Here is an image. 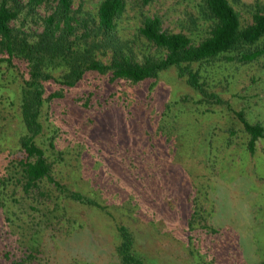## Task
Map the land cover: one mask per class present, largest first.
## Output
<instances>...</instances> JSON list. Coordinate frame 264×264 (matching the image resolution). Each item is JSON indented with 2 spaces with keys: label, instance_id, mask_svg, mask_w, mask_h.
<instances>
[{
  "label": "rangeland",
  "instance_id": "1",
  "mask_svg": "<svg viewBox=\"0 0 264 264\" xmlns=\"http://www.w3.org/2000/svg\"><path fill=\"white\" fill-rule=\"evenodd\" d=\"M97 1L75 0L82 16L92 14ZM229 2L245 23L264 0ZM153 13L163 28L192 41L207 34L209 19L199 0L143 6L127 0L116 42L136 59L161 54L137 32L143 16ZM109 47L97 52L106 58ZM192 66L218 102L204 100L169 66L114 90L111 98L119 104L104 106L111 89L95 74L64 89L62 99L42 104L34 141L51 162L50 176L100 206L70 200L44 180L47 193L34 197L35 210L17 208L13 224L9 213L2 215L0 244L8 257H22L34 236L35 264H127L115 249L122 224L132 238L130 252L143 264H264V137L249 151L248 133L235 113L264 127V53L248 62L217 58ZM20 83L17 71L0 66L4 137L17 134ZM45 86L59 89L53 81ZM5 162L0 155L8 177L11 165Z\"/></svg>",
  "mask_w": 264,
  "mask_h": 264
},
{
  "label": "trees",
  "instance_id": "2",
  "mask_svg": "<svg viewBox=\"0 0 264 264\" xmlns=\"http://www.w3.org/2000/svg\"><path fill=\"white\" fill-rule=\"evenodd\" d=\"M137 1L143 6L153 0ZM199 1L203 14L209 19L207 34L192 41L182 31L163 28L159 14L144 15L137 32L161 54L136 59L116 42L117 18L123 13L127 0H98L94 12L87 16L80 14V5L75 0H0V66L17 71L21 79L18 112L14 114L18 121L17 134L0 135V155L6 161L3 166H7V162L11 165L8 177L0 168V229L5 231L4 213H9L7 222L13 224L17 208L25 209L26 214L29 208L36 209L31 203L38 194L45 197L44 180L54 184L70 200L100 206L83 192L60 184L50 176L51 162L34 141L41 130L39 114L45 101L62 99L64 89L95 74L102 87L111 89L103 100L104 106L119 104L111 98L114 90L121 89L125 83L153 78L159 71L174 66L176 75L197 88L204 100L218 102L220 98L214 92L204 91L198 81V67H193L192 63L202 64L217 58L248 62L264 53V2L255 4L248 20L242 23L239 11L229 0ZM26 22L34 28L25 26ZM106 46L110 49L103 58L97 50H104ZM51 81L58 83L59 89L45 86ZM235 113L248 133L246 146L251 151L254 141L264 137V127L258 122H248L241 111ZM3 118L6 119L3 125L8 127L10 116L5 114ZM6 138L8 143L4 146ZM17 192L20 197H13ZM117 227L120 241L115 249L121 261L143 264L130 252L132 238L126 227L122 224ZM30 238L22 257H8L1 243L0 254L4 261L0 257V264H35L38 247L32 243L34 236ZM43 259H47L46 256Z\"/></svg>",
  "mask_w": 264,
  "mask_h": 264
}]
</instances>
